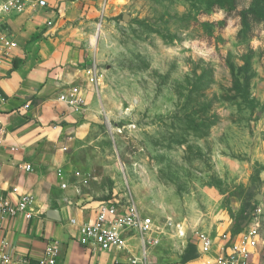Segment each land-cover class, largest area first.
I'll list each match as a JSON object with an SVG mask.
<instances>
[{
    "label": "rangeland",
    "instance_id": "374dc122",
    "mask_svg": "<svg viewBox=\"0 0 264 264\" xmlns=\"http://www.w3.org/2000/svg\"><path fill=\"white\" fill-rule=\"evenodd\" d=\"M62 11L84 53L82 131L53 147L74 195L151 216L147 264H203L197 250L182 262L195 233L232 240L259 206L248 264H264V0H73Z\"/></svg>",
    "mask_w": 264,
    "mask_h": 264
},
{
    "label": "crops",
    "instance_id": "0c3cea01",
    "mask_svg": "<svg viewBox=\"0 0 264 264\" xmlns=\"http://www.w3.org/2000/svg\"><path fill=\"white\" fill-rule=\"evenodd\" d=\"M72 1L47 0V7L36 11L0 14V34L17 42L0 65V116L6 129L0 147V194L15 200L26 193L34 199L30 219L19 215L2 220L0 239L6 238L10 253L31 261L52 241L57 243L56 264L127 261L125 251L90 252L77 241V227L70 220L92 219L98 201L61 188L56 176L58 168H67L61 160L66 153L53 147L76 139L83 127L79 114L56 99L61 88L80 76L84 56L83 38H69L61 29L62 10ZM27 163L32 170L24 169ZM52 209L58 219L47 216Z\"/></svg>",
    "mask_w": 264,
    "mask_h": 264
},
{
    "label": "built area",
    "instance_id": "2783aa9c",
    "mask_svg": "<svg viewBox=\"0 0 264 264\" xmlns=\"http://www.w3.org/2000/svg\"><path fill=\"white\" fill-rule=\"evenodd\" d=\"M47 0H3L0 4V14L21 13L28 10L36 11L47 7ZM51 25L52 21H47ZM17 42L6 34H0V65ZM94 81V76L89 77ZM56 99L70 111L82 115L85 111V101L79 86L68 83L57 93ZM6 138V129L0 116V147ZM24 169L32 170L30 164ZM78 171L74 176H79ZM56 176L61 188H66L68 178L66 172L58 168ZM34 199L30 194H21L15 200L0 194V231L2 220L6 217L22 215L26 219L33 216ZM259 206L253 209L252 217L232 240L215 243L209 233L197 231L193 242L200 257L207 256L203 264H248L249 259L258 250L261 242ZM71 224L77 227V241L90 252L95 250L125 251L130 254L127 261L114 260L109 264H147V252L156 242L155 234L158 227L154 219L143 214L130 201L124 206L115 202H99L94 211V217L88 221L78 222L74 218ZM178 231V235L187 238V230ZM190 236L192 233H189ZM137 238L138 244L133 240ZM139 253L138 254H136ZM57 243L49 242L41 252L40 258L31 261L28 256H15L8 251L6 238L0 239V264H56Z\"/></svg>",
    "mask_w": 264,
    "mask_h": 264
},
{
    "label": "trees",
    "instance_id": "16d2710c",
    "mask_svg": "<svg viewBox=\"0 0 264 264\" xmlns=\"http://www.w3.org/2000/svg\"><path fill=\"white\" fill-rule=\"evenodd\" d=\"M196 250L195 244L189 245V249L182 255V262L195 259L198 256Z\"/></svg>",
    "mask_w": 264,
    "mask_h": 264
},
{
    "label": "water",
    "instance_id": "95a60500",
    "mask_svg": "<svg viewBox=\"0 0 264 264\" xmlns=\"http://www.w3.org/2000/svg\"><path fill=\"white\" fill-rule=\"evenodd\" d=\"M47 216L52 218V219H58L59 218V214L58 211L56 209H52L47 213ZM190 237V234H187V238Z\"/></svg>",
    "mask_w": 264,
    "mask_h": 264
},
{
    "label": "bare ground",
    "instance_id": "6f19581e",
    "mask_svg": "<svg viewBox=\"0 0 264 264\" xmlns=\"http://www.w3.org/2000/svg\"><path fill=\"white\" fill-rule=\"evenodd\" d=\"M181 231H182V229H181ZM181 231H180V233H181Z\"/></svg>",
    "mask_w": 264,
    "mask_h": 264
}]
</instances>
